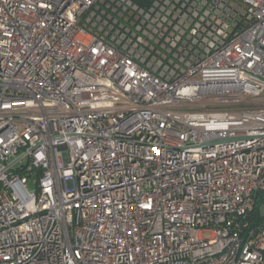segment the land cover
<instances>
[{
  "label": "built area",
  "instance_id": "2783aa9c",
  "mask_svg": "<svg viewBox=\"0 0 264 264\" xmlns=\"http://www.w3.org/2000/svg\"><path fill=\"white\" fill-rule=\"evenodd\" d=\"M259 193L264 0H0V264H264Z\"/></svg>",
  "mask_w": 264,
  "mask_h": 264
},
{
  "label": "rangeland",
  "instance_id": "374dc122",
  "mask_svg": "<svg viewBox=\"0 0 264 264\" xmlns=\"http://www.w3.org/2000/svg\"><path fill=\"white\" fill-rule=\"evenodd\" d=\"M21 165L20 163L18 164V166ZM17 167V166H16ZM24 181H25V184L28 186V189L30 191H37V183L35 181V178L36 176L34 174H27V172L25 171H21L20 172ZM260 213L262 212V209L264 207V198H261L260 199ZM210 234L209 233H204V237H208Z\"/></svg>",
  "mask_w": 264,
  "mask_h": 264
},
{
  "label": "trees",
  "instance_id": "16d2710c",
  "mask_svg": "<svg viewBox=\"0 0 264 264\" xmlns=\"http://www.w3.org/2000/svg\"><path fill=\"white\" fill-rule=\"evenodd\" d=\"M261 198H264V193L258 194L255 211L251 214V220L256 221V222H260L261 220V213H260V206H259Z\"/></svg>",
  "mask_w": 264,
  "mask_h": 264
},
{
  "label": "water",
  "instance_id": "95a60500",
  "mask_svg": "<svg viewBox=\"0 0 264 264\" xmlns=\"http://www.w3.org/2000/svg\"><path fill=\"white\" fill-rule=\"evenodd\" d=\"M245 139L243 137H226V138H219V139H215L207 144H205V146L210 145L213 146L215 144H224V143H230L233 141H238V140H242Z\"/></svg>",
  "mask_w": 264,
  "mask_h": 264
}]
</instances>
